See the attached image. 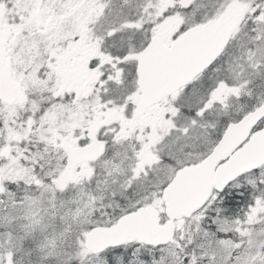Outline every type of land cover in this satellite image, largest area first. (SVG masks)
<instances>
[{
    "label": "snow or ice",
    "instance_id": "6c2138e0",
    "mask_svg": "<svg viewBox=\"0 0 264 264\" xmlns=\"http://www.w3.org/2000/svg\"><path fill=\"white\" fill-rule=\"evenodd\" d=\"M0 264H264V0H0Z\"/></svg>",
    "mask_w": 264,
    "mask_h": 264
}]
</instances>
